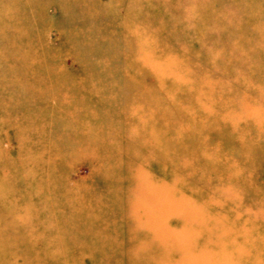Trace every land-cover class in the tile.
<instances>
[{
	"label": "rangeland",
	"instance_id": "1",
	"mask_svg": "<svg viewBox=\"0 0 264 264\" xmlns=\"http://www.w3.org/2000/svg\"><path fill=\"white\" fill-rule=\"evenodd\" d=\"M0 264H264V0H0Z\"/></svg>",
	"mask_w": 264,
	"mask_h": 264
}]
</instances>
